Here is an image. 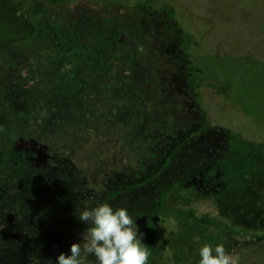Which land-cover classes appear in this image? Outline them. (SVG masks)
<instances>
[{
  "label": "rangeland",
  "instance_id": "374dc122",
  "mask_svg": "<svg viewBox=\"0 0 264 264\" xmlns=\"http://www.w3.org/2000/svg\"><path fill=\"white\" fill-rule=\"evenodd\" d=\"M56 6L60 9L49 12L48 6L35 5L32 16L37 29L33 36L0 52L1 59H9L0 73V185L9 190L4 196L23 197L26 172L39 177L40 168L45 171L48 166L44 154L49 150L59 156L65 152L68 163L76 165L80 157L75 145L81 132L87 142L96 143L97 150L111 152L108 160L124 163L138 154L146 140L142 125L152 130L163 105H174L181 107L186 122L190 127L198 126L200 133L180 148L176 159L182 169L172 170L169 177L180 180L198 171L208 172L213 165L227 166L229 170H223L229 188L240 190L247 185L258 200L246 203V212L234 206L221 209L222 213H235L236 218L230 220L252 232L257 227L264 230V153L260 150L264 124L258 131L249 127L252 121L245 117L243 122L251 134L246 131L238 136L223 120L203 116L191 99L189 86L198 80L192 71L201 69V90L219 106L223 103L220 97L234 84L239 104L236 111L227 108L226 112L233 119L245 113L263 121L264 56L227 54L241 53L239 46L253 28L264 27L261 21L257 23L264 16V0H78ZM222 27L227 30L221 32ZM190 30L192 42L202 38L196 49L205 47L208 37H215L221 44L218 57L197 52V68L185 54L183 59L172 61V36L182 38ZM250 41L256 46L263 42L257 37ZM204 47L200 50L206 53ZM213 61L214 67L210 65ZM183 67L190 75L175 88L174 102L171 78L176 74L179 80ZM205 73L221 79L216 77L215 82ZM222 78L238 83L225 86ZM10 86L14 102L24 98L20 109L16 105L5 108ZM158 94L164 95L163 101ZM138 110L149 113L150 123L145 124V119L141 122ZM166 148L163 143L149 145L146 154L157 150L161 156ZM10 177L11 183L6 182ZM22 207L17 214L24 216L13 213L3 218L0 213V264H29L31 255L38 257L43 247L38 240L29 246L17 244L19 229H31L20 220L30 216L29 207ZM210 232L216 229L209 228ZM224 235L230 254L241 244L252 243L254 250L263 248L256 237L227 230Z\"/></svg>",
  "mask_w": 264,
  "mask_h": 264
},
{
  "label": "trees",
  "instance_id": "16d2710c",
  "mask_svg": "<svg viewBox=\"0 0 264 264\" xmlns=\"http://www.w3.org/2000/svg\"><path fill=\"white\" fill-rule=\"evenodd\" d=\"M28 1H42L45 6H53L70 4L76 0ZM259 21L263 24L264 16H261L257 23ZM224 28L227 30V27H222L221 32ZM256 28H253L250 37L239 46L241 53L231 52L227 55L241 57L243 54H247L251 58L264 56V27ZM238 34L242 36L241 32ZM181 37L172 36V61L177 62L183 59L185 54L196 67L195 59L198 53L201 56L206 54V56L218 57V48L221 44L216 42L215 37H208L207 45L205 47L199 45L200 48L197 49L195 46L201 42L202 38L200 41L192 42L191 30L185 35L182 34ZM256 37L263 40L262 43H259L260 46H256L250 41V38L255 40ZM201 47L206 48V53L200 50ZM215 62H211L210 65L214 67ZM262 63L264 65V62ZM187 71L183 67V70L178 73L179 80L176 78V74L171 78L174 102L177 96L175 88L182 82L188 81L189 73ZM192 72V75L196 74L199 80L200 72L203 71L196 69ZM205 74L217 82L216 75ZM198 80L189 83L191 99L202 111L204 117L212 115L214 120H223L238 136H242L246 131L247 135L251 134L248 132L250 126L258 131L261 129L260 124H264V119L260 121L258 116L243 113L244 116L233 119L230 112H226L227 108L236 111L239 104L234 84L231 90H226L225 94L220 97V101L223 103L218 106L211 102L208 94L203 93ZM221 81L225 86L230 83H238L232 82L229 78H222ZM158 96L160 101L164 100V95L158 94ZM253 102L258 101L254 100ZM168 107L169 112H167ZM162 110L152 130L144 124L142 125L143 131L146 129L144 137L146 140L138 154L131 155L124 163L108 160L112 155L111 152L101 148L97 150L93 146L96 143L92 144L93 140L91 143L87 142L85 133L81 132L77 139L78 144L75 145L80 157L76 165L68 163L65 152L59 156L54 150H49V153L44 154L46 161H49L48 166L45 171L40 168L39 177L33 176L30 170L26 172L23 197L22 195L5 197L4 192L9 190L2 189L5 185H0V213L3 218L23 210L22 204L29 207L30 216H25L26 219L20 220L26 222L31 229H27V226L25 227L27 232L22 227L19 229L17 234L19 247L29 246L27 244L34 240L43 243L42 249L37 253L39 256L35 257L32 254L29 264H49V262L57 264V256L60 253L69 255L70 245L81 243L80 233L89 226L79 221L77 215L84 207L92 208L102 203H108L114 210L121 207L127 209L137 226L138 235L143 233L141 242L148 247V251L151 253L149 264H198L196 259L199 257V247L204 244H209L213 248L217 244H223L226 249L228 244V237L224 235L226 230L242 236L256 237V239H261L263 244L261 250H254L255 247L252 243L241 244L240 247L233 250L231 255L238 264H264V230L257 227L252 232L244 225L232 222L233 218H236L235 213L223 214L221 210L237 206L245 211L246 203L253 204L258 200L255 197L254 189L247 185H242L240 190L229 188L230 184L227 183V177L223 170L224 168L229 170V168L222 166L223 164L213 165L208 172L198 171L187 178L171 179L169 172L174 169H182L176 159L178 151L186 142L198 135L200 130L198 126H189L181 107L174 105L170 107L165 104ZM138 112L141 122L145 119V124L150 123L149 113L144 110H138ZM245 117L252 121L249 127H246L243 122ZM157 143L166 145L165 153L158 156L157 150H152L153 153L151 151L146 154L149 145ZM260 147L261 154H263V142ZM133 161L135 162L133 163ZM152 162L155 164L147 170ZM215 173L217 176L220 175L217 177ZM11 179L10 177L6 182L11 183ZM233 197H236L237 200L235 201L236 198ZM34 200H37V203ZM212 209L215 210L214 213ZM19 215L22 214H17V217ZM20 220L17 221L20 222ZM209 228L216 229V232L208 233ZM38 229L39 232L35 234V230ZM30 231L32 232L30 233ZM195 237H199V242L194 239ZM89 260L91 264H95L94 257L90 256Z\"/></svg>",
  "mask_w": 264,
  "mask_h": 264
},
{
  "label": "clouds",
  "instance_id": "9594fccd",
  "mask_svg": "<svg viewBox=\"0 0 264 264\" xmlns=\"http://www.w3.org/2000/svg\"><path fill=\"white\" fill-rule=\"evenodd\" d=\"M78 220L89 225L80 233L81 243L70 245V254L60 253L57 264H149L151 253L141 242L134 219L125 208L115 210L108 203L95 207H84L77 215ZM199 242V237L194 238ZM198 264H238L237 260L224 247L209 244L199 247ZM50 264V262H49Z\"/></svg>",
  "mask_w": 264,
  "mask_h": 264
},
{
  "label": "flooded vegetation",
  "instance_id": "af4514ba",
  "mask_svg": "<svg viewBox=\"0 0 264 264\" xmlns=\"http://www.w3.org/2000/svg\"><path fill=\"white\" fill-rule=\"evenodd\" d=\"M78 1V0H76ZM76 1L70 3L73 4ZM43 5L42 1L29 2L28 0H0V52L11 48L16 43L27 42L37 29V24L33 19V10L35 5ZM49 12L60 9V6H48ZM9 59L0 58V73L4 72L3 65ZM6 68V67H5ZM12 87L10 86L9 96L6 100L5 108L16 105L17 109L24 104L23 96L14 102L15 99L11 95ZM16 90L14 94H17ZM22 95V94H21ZM22 102H21V101ZM0 125L3 120H0Z\"/></svg>",
  "mask_w": 264,
  "mask_h": 264
}]
</instances>
